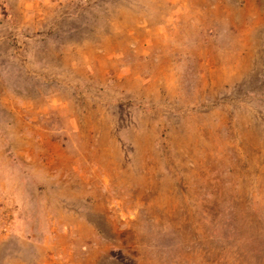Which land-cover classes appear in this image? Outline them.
Returning a JSON list of instances; mask_svg holds the SVG:
<instances>
[{
    "label": "rangeland",
    "instance_id": "rangeland-1",
    "mask_svg": "<svg viewBox=\"0 0 264 264\" xmlns=\"http://www.w3.org/2000/svg\"><path fill=\"white\" fill-rule=\"evenodd\" d=\"M0 264H264V0H0Z\"/></svg>",
    "mask_w": 264,
    "mask_h": 264
}]
</instances>
